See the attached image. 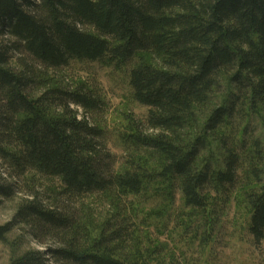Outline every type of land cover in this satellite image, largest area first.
<instances>
[{
	"label": "trees",
	"instance_id": "trees-1",
	"mask_svg": "<svg viewBox=\"0 0 264 264\" xmlns=\"http://www.w3.org/2000/svg\"><path fill=\"white\" fill-rule=\"evenodd\" d=\"M17 53L31 63L18 58L16 70ZM72 60L125 70L132 98L148 108L144 123L126 118L118 168L105 129L87 118L103 107L100 95L47 76ZM253 118L264 124V0H0V160L16 176L57 179L65 199L102 194L115 206L92 236L79 214L37 197L21 203L0 240L26 223L61 245L9 264H175L142 248L122 199L169 206L178 193L214 218L239 184L248 231L264 242V144Z\"/></svg>",
	"mask_w": 264,
	"mask_h": 264
},
{
	"label": "rangeland",
	"instance_id": "rangeland-1",
	"mask_svg": "<svg viewBox=\"0 0 264 264\" xmlns=\"http://www.w3.org/2000/svg\"><path fill=\"white\" fill-rule=\"evenodd\" d=\"M18 58L31 63L26 54L20 56L17 53L11 61L16 70L21 68ZM147 58L150 57L147 55ZM36 69H39L37 65ZM46 71L48 77L63 87L72 88L79 82H85L100 95L103 107L97 112L87 113V118L105 129L102 143L114 158L115 168L122 166L128 157L120 137L126 127V118L132 117L144 123L148 111L147 106L132 98L127 72L99 61L75 60L66 66ZM42 89L37 87L33 95H38ZM72 107L77 109L76 106ZM77 111L83 116L82 109ZM250 127V132L264 144V124L258 118H253ZM1 187H11V190L8 195L0 194V225L11 222L19 205L32 197H37L45 205H55L62 211L89 219L94 224L91 226L92 236L115 210L109 196L94 194L68 200L57 195V179L32 171L16 176L0 160ZM245 189L244 185H237L215 219L209 211L200 212L185 207L178 193L169 206L155 204L145 195L123 198L122 202L129 208L133 220L140 225L142 248L157 251V256L166 262L264 264V242L255 241L248 231L249 213L241 200ZM32 231L29 224L15 223L0 240V264H9L28 251L43 252L61 245L58 237L48 235L37 238Z\"/></svg>",
	"mask_w": 264,
	"mask_h": 264
}]
</instances>
